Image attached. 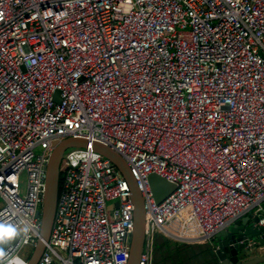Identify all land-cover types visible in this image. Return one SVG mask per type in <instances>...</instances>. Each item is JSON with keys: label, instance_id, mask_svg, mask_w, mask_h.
Instances as JSON below:
<instances>
[{"label": "built area", "instance_id": "2783aa9c", "mask_svg": "<svg viewBox=\"0 0 264 264\" xmlns=\"http://www.w3.org/2000/svg\"><path fill=\"white\" fill-rule=\"evenodd\" d=\"M67 136L88 142L63 150L37 264L127 263L129 181L93 141L143 198L138 264L159 234L206 243L247 213L264 224V0H0V223L31 226L4 248L24 264ZM150 172L176 185L160 201Z\"/></svg>", "mask_w": 264, "mask_h": 264}, {"label": "water", "instance_id": "95a60500", "mask_svg": "<svg viewBox=\"0 0 264 264\" xmlns=\"http://www.w3.org/2000/svg\"><path fill=\"white\" fill-rule=\"evenodd\" d=\"M87 139L67 136L60 140H53V148L48 156L43 199L37 213L40 215L39 236L27 258L25 264H37L39 256L48 240L54 213L59 185V166L63 150L70 145H87ZM95 149L109 157L121 173L129 181L130 197L133 208V227L130 235L129 255L126 264H138L144 245L145 209L143 198L136 185L133 175L125 159L108 145L93 141ZM148 180L156 201H160L174 188L175 183L157 172H150ZM117 203V202H116ZM264 213V203L262 204ZM257 215L244 214L231 224L218 230L209 240L205 249V264H260L264 263V252L259 251L257 245L264 243V224H256ZM249 240L255 243L249 244ZM15 240L11 241L14 242ZM7 244L0 245L5 248Z\"/></svg>", "mask_w": 264, "mask_h": 264}, {"label": "rangeland", "instance_id": "374dc122", "mask_svg": "<svg viewBox=\"0 0 264 264\" xmlns=\"http://www.w3.org/2000/svg\"><path fill=\"white\" fill-rule=\"evenodd\" d=\"M20 178L22 180V185H23V182L25 181V172L21 173ZM1 204H2V200L0 198V205ZM159 236H160L159 238H162L161 234H159ZM167 244L170 246L169 254H168L170 259V263L168 262L169 264H195L197 262L195 261L196 258L201 260H203V258H206L204 251L208 244V241L203 245L189 244L181 249L180 248L177 249V245L173 240L168 239ZM30 252L31 251L29 249V246L27 245L20 250V253H22L24 256L26 255V253L30 254Z\"/></svg>", "mask_w": 264, "mask_h": 264}, {"label": "clouds", "instance_id": "9594fccd", "mask_svg": "<svg viewBox=\"0 0 264 264\" xmlns=\"http://www.w3.org/2000/svg\"><path fill=\"white\" fill-rule=\"evenodd\" d=\"M31 230V226L25 224L23 227L13 223H0V245H5L15 240L17 237L26 236ZM0 264H24V260L19 256H9V254L0 247Z\"/></svg>", "mask_w": 264, "mask_h": 264}, {"label": "trees", "instance_id": "16d2710c", "mask_svg": "<svg viewBox=\"0 0 264 264\" xmlns=\"http://www.w3.org/2000/svg\"><path fill=\"white\" fill-rule=\"evenodd\" d=\"M159 237L160 236H158V240L155 246L154 264H164L162 262L164 256L163 250L169 253V248H170V246L167 244L168 239L165 238L164 236H162V238ZM175 244L178 245L177 242H175Z\"/></svg>", "mask_w": 264, "mask_h": 264}, {"label": "crops", "instance_id": "0c3cea01", "mask_svg": "<svg viewBox=\"0 0 264 264\" xmlns=\"http://www.w3.org/2000/svg\"><path fill=\"white\" fill-rule=\"evenodd\" d=\"M209 242V241H208ZM207 243V242H206ZM178 245H177V249H181V248H183V247H185L186 245H189V244H193V245H203V244H205V243H177ZM208 246V245H207ZM207 246H206V248H207ZM205 248V249H206ZM169 253H167L166 251H164L163 250V260H162V262L164 263V264H167L168 262L170 263V259H169V255H168ZM170 256H171V254H170ZM205 260H206V258H203V260H201V259H198V258H196L195 259V261H197L195 264H205ZM168 263V264H169Z\"/></svg>", "mask_w": 264, "mask_h": 264}]
</instances>
